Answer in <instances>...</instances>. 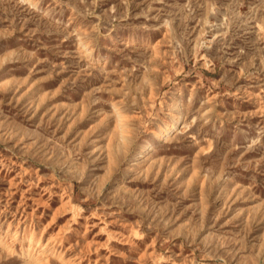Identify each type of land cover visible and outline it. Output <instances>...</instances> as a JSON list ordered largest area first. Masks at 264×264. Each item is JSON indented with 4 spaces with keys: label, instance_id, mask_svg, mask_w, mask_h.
<instances>
[{
    "label": "rangeland",
    "instance_id": "374dc122",
    "mask_svg": "<svg viewBox=\"0 0 264 264\" xmlns=\"http://www.w3.org/2000/svg\"><path fill=\"white\" fill-rule=\"evenodd\" d=\"M29 238L264 264V0H0V264Z\"/></svg>",
    "mask_w": 264,
    "mask_h": 264
},
{
    "label": "bare ground",
    "instance_id": "6f19581e",
    "mask_svg": "<svg viewBox=\"0 0 264 264\" xmlns=\"http://www.w3.org/2000/svg\"><path fill=\"white\" fill-rule=\"evenodd\" d=\"M121 118V117H120ZM181 117H180V115H178V116H176V119L171 123V124H164V125H162V126H160L159 127V129H158V132H154L155 134H154V138L156 139V140H160V139H163L162 138V136L165 134V133H167V132H169V131H171V130H173L177 125H180V121H181V119H180ZM119 120V119H118ZM117 120V121H118ZM121 120V119H120ZM120 122V121H119ZM122 122V121H121ZM120 122V123H121ZM118 124V123H117ZM119 125H121V124H119ZM118 127H120V126H118ZM118 129H120V128H118ZM122 130V129H121ZM121 132V131H120ZM119 132V133H120ZM121 134V133H120ZM122 138V137H121ZM120 138V139H121ZM124 138V137H123ZM126 139V138H125ZM123 139H121V141H122ZM147 149H149L148 147H145L144 149H143V151H141L140 152V154L141 155H143L144 154V151H146ZM32 245H34L32 248H31V250L30 249H28V248H30ZM37 247H41V244L39 243V241H36L35 243L32 241V239L31 238H29L28 239V245H27V248L26 249H28V250H26V253L23 251V253L22 254H20V256H19V258H20V260L21 261H27V262H31V264H43L42 262H41V259H39V258H37V256H35L34 255V253H35V248H37Z\"/></svg>",
    "mask_w": 264,
    "mask_h": 264
}]
</instances>
